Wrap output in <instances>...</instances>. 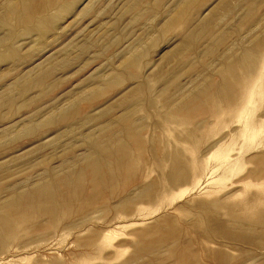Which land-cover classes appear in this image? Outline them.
Masks as SVG:
<instances>
[{
    "label": "rangeland",
    "instance_id": "rangeland-1",
    "mask_svg": "<svg viewBox=\"0 0 264 264\" xmlns=\"http://www.w3.org/2000/svg\"><path fill=\"white\" fill-rule=\"evenodd\" d=\"M26 1L27 0H0V93L2 95V96L0 95V187L2 185H6L8 183H11L13 180H16L18 178H22L23 176L26 177V175L33 174L34 171H32L30 169V167H31L30 164H35L36 161L53 158V161L51 162V164L55 165V164H57V162H59L63 158H70L71 159V157L65 156V151L62 150L63 147L56 148V145H54L51 142H46L43 144H41V143L44 141L45 136L50 135V137L53 136V138H54V137L60 135L61 133L66 132V129H65L66 126L65 125L71 124L74 122L73 121L70 123L68 121L55 122V120H54V121H52V123L49 126H41L31 133L16 135V131H18L19 128L24 123H26L27 119H29L31 116H33L39 120L48 119L50 116V112L54 107H57L59 105L64 104L65 102H67L68 99H70L72 97V95L75 93L74 91L77 89H80L81 86H86L85 84H87V85L89 84V87L97 88V93L93 97H90L89 101H84L85 103L84 102L82 103L84 106L86 104L85 108L83 107L82 109L86 110V113H89V115L90 114L96 115L102 107H108L110 105H114L120 101H123L124 98H126L127 95L131 92L137 93L138 97L142 96L145 93L143 96V97H146L145 99L143 97H140V99H141L140 102L142 103L143 99L145 100V102L143 100L141 107H139V109H137L136 116L141 117V123H142L143 128H144L143 132H144L145 137L147 138L149 147H151V149L153 150V149H155V146H156L159 149L158 150L159 153L153 152L154 150L152 151L148 147L147 150L149 149L150 154H146L147 159L145 161L144 160L141 161L142 166L143 167L145 166V167L143 168L141 166V164L139 166H141L143 168L142 170H144L143 179L145 180L147 177V179L144 181V183H150L151 181H154V180H155V182L156 181L159 182L160 180L161 181L159 183L156 182L158 187L156 188L157 191L156 192L154 191L156 193V197L152 200V202H149L151 199L150 200L145 199L147 203L144 202L145 200L143 201L144 203L142 201L138 202L136 205H137V207H139L140 210L139 209L138 210L140 211V213L138 212V210H137V212L135 211L136 213L134 212V215H133V213L129 212V215L130 214H132V215L130 217H129V215H126V217L128 219L132 218L133 220L136 219V221L137 220L141 221L139 219H141L142 218L141 216L143 215L144 216L143 218H146V220L142 218V220L145 221V223L142 225H138L140 227H137V226H135V227L137 229L141 228V230H144L143 228L148 229V228H150V225L153 226L156 223H158V220L156 219V217L157 218L160 217L159 219L161 220V218H162V220H163L164 218H167V216L169 217L171 214L170 218L173 217V220L174 219L177 220V221H174L175 223H177L178 220H179V222H181V224L179 222L177 223V225H179V228L182 226L180 229H182V228L185 229V230H182L181 239H182V237H184V236L186 237L189 234L193 235V236L192 235L189 236L191 238H189L187 236L186 238L184 237V239L186 241H191L190 243H193L191 245H193L195 247V249H197L195 244H197V247L199 248V245L202 247V245L204 246L206 244V241H207L205 248L203 247L205 250H211L213 248L215 250L221 249V250H224L225 253L228 252L227 254H230V256H232V254H233L234 255V256H232L233 258H236L237 256H239V252H240V254L242 253L241 254V256H242L245 252V249H242L243 246L240 245V243L237 242L232 237L222 236V237H219V238L216 237L213 239L210 237L211 238L210 239L209 237L207 238L204 236V233H203L204 230H207L210 228L216 229L215 230L216 232H217V230H220L219 226H218L219 228L217 229V221L214 220V221H209L210 223L209 222L207 223V221L205 222V220L203 221L199 218L196 220L197 217H195V215H193V213L191 211L190 212H187V211L190 210L189 208H192V207L195 208V206H197L200 203H204V205H205V202H206V204L210 203V200H212L211 198H213L212 201H218L219 202L220 200L221 201L223 200L224 202L222 201L223 202V203L221 202L222 204H224V203L227 204V207H228V205H232L233 207H236L235 208L236 210L233 207L231 208L230 206H229L230 208L229 207L225 208L224 206H209V208L211 209V211L215 215H217V214L220 215V216H217L218 219H220L222 221L223 220L226 221V223L224 221H223V223H225V227H227V228H228L227 225H229V231L231 232V234H233L235 232H239L240 230H242L241 232L246 233L247 236L249 235L248 237H252V236L256 235L258 230L262 231V229L264 227L263 224H261L260 221H258L259 215L256 211L249 209V208H248L249 209L248 210L246 207H245V209H246L245 210V209H243L244 207L242 205H240L243 207V208L241 207L240 209L245 210V211H243V213L248 210L247 212L249 214H247V216H246L247 212L243 214V213H240L242 211L240 209H238L240 198H241L240 203L242 201H246L247 199H250L251 195H250L249 191L253 192L251 194H254L256 191L260 192V191L264 190V181L263 180L258 181V180H254V179H247L244 182H239V183H237V185L232 187L233 183L235 181H237V179L242 177L243 174H245L249 169H252L253 166H254L253 168H256L257 163L254 164V162H252V161L248 162V157L250 159V157L253 156L252 155L253 153H255L254 154V156H255L256 153L260 154L264 151V143H260L258 145L255 144V143L259 142V140H257V139H256L257 142H255L256 140L253 142H250V141L248 142L241 136V131H240V130H242L241 128H243L245 126L243 124L245 121L247 122V124H252L253 126H256V127H260L261 125L264 124V71H263L264 68L260 71L258 69L260 66H262L261 61H259L257 63L256 70L254 69L255 74H257V75H256V79L253 82H254V84L256 83L255 88L258 89V92L256 91V94L253 96V102L248 105L244 114L243 113L239 114L237 112H231L230 113V112L226 111L225 108L228 106H227V101L224 98L225 100L222 99L220 101H217V103H215L216 104L215 106H218V109L220 111L217 113H214V117L212 116L213 115L212 109H210V110L205 109L208 107L209 104H206L207 106L204 104V105H202V107H203L202 109H205L204 110L205 112L203 110L202 111H203V113H206L208 111L206 114H208L209 117H207V115H205V114L203 116L202 111L201 112L199 111L197 113L194 112V114L197 115V118L195 115H192V118H190L191 122H189L190 119L186 120L187 123H186V121H183V120L181 121L182 117L180 115H178L179 119L178 120L176 119L177 121L174 122L175 119L171 118L172 113L170 112L171 114H169V112H167L166 107L164 105H162V102L164 101L163 100L164 96H162L163 94H160V92H161L160 88L163 86V83L165 81L164 80L165 75L164 76L160 75V73L163 74L161 72L160 68L161 67L165 68V65H170V67L173 66L172 62L165 63V59H163L164 53H170L171 50L173 51L174 49H176L178 47L177 46L178 43H181L184 40V36L182 34L183 31H180V30H184L182 25L185 24L184 21H186V18L188 16L187 17L185 16L181 21H175L174 23H172V25H168V18L173 12V11H171V8L174 6V4L177 0H160V2H158L157 4H156L157 0H151V3H152L151 5H153V4L156 5V6L152 7V10H147L146 7L148 6V3L146 1H141V3H140L141 5L140 4L139 5L142 9V12H141V15L139 17H135V11L134 10L125 9L126 4L128 2H130V0H57V2H59V3L55 4V6L58 4V6H56L55 8L53 5H52L53 7L48 5L52 2L49 3L48 2L49 0H45L47 2L48 9H49V11H48L49 16L47 15L49 17V19L46 16L47 21L46 20H40L41 21V22H39L40 25H39V23H37V25H39V26H36V25L34 26L35 27L34 29H36V30L33 29L34 24L29 23L30 26L32 25L31 27L29 26V24H27V20H29V22L31 21V23L33 21L30 20V18L27 19L25 17V15L27 13H29V10H28L29 8L32 7L30 10L33 9L34 5H32L33 3H31L30 1H29V3H24ZM232 1L233 2L230 1L228 3V5L230 6V8H233V9L237 8V10H238L240 8V6L237 5V1H235V0H232ZM18 2H19V4H18ZM88 2H89V13L84 14V15H77V13H76V15H75V12H78V10L81 9ZM217 2H218V0H201V1L196 0L195 1L196 5H194L195 3H193V6H196L197 8L191 6L190 7L191 11H189L190 12L189 14H192L193 12H199L196 9H198L200 5H201L200 6L201 8L199 9L200 10L199 13L205 14V12H206V14H208L207 10H208V12H210L211 8L214 7V5H216ZM8 3H10V4L8 5ZM197 3L198 4L200 3V5L197 6L198 5ZM41 6H42L41 3H37L38 8H41ZM7 8H9V9L5 11V9H7ZM13 8H15V11L13 10ZM17 8H19V9H17ZM71 8H73L74 11L71 10ZM20 9H22L21 10L22 12H19ZM24 9H27L28 11L27 10L25 11ZM8 11H9V13H8ZM10 11L13 14H10L11 13ZM71 11H73V12H71ZM263 11H264V5H262L260 8H258L257 14H255V16L250 17V19H247V22L245 21L246 19L245 20L241 19L240 15H238V14L233 15V16H229V17H223V18L221 17V19L219 21V27H221L222 30H230V31L228 32V35L225 39L226 42L224 41L222 46H220V48L218 49V53H220L222 51L223 46H225L227 43L235 42V45H234L235 49H239L240 47L241 48L244 47V45H242L240 43L239 38L244 36V34L247 32L248 27L250 25L249 22L251 20H254L256 18V16L258 17L260 14H262ZM24 12L25 13L27 12V13L25 14ZM18 13H19V16H15L16 18H14L13 15L14 14L18 15ZM20 13L24 16V18L22 17V15ZM224 13H225L224 9L219 10L220 16H223ZM9 14H10V16H8ZM50 17L52 18V20ZM240 19L242 21H240ZM42 21H43V23H42ZM48 21H49V23H48ZM188 21H190V18H188ZM45 22H47V23H45ZM179 22H181V23H179ZM41 23H42V25H41ZM247 25H248V27H247ZM28 27H29V30L33 29V32L31 30L29 31ZM49 28H50V31H49ZM239 30H240V32H239ZM237 37H238V39H237ZM180 39H181V42H180ZM207 40L208 39H204L203 41L205 42ZM245 40H248V38L246 37ZM68 43H70V46H69L70 50L65 55L63 46L65 44H68ZM204 45L205 44L199 45L197 47V49H204ZM132 49H134V50L139 49L138 52H140V53H139V56H138V59H137L135 65H131L129 67V66H126L125 64H123L122 61L124 59V56L127 55V57H128L131 53H133ZM141 52H143V53H141ZM12 54L17 55L19 59L17 58L16 59L17 61H15ZM51 54H52V56H51ZM3 55L4 56L6 55V56L4 57ZM2 56H3V58H1ZM44 57L45 58L51 57V59L48 60L49 63L51 62V64L49 65L48 62H47V64L49 65V67L53 66L52 74H50L47 77L45 76L44 80H43V83L46 84L45 91H42L40 89L39 85L37 86V84H35L33 86H28V87H21L20 85H15L16 84L15 81H18L20 79L19 77L27 70H35L36 69L34 71L35 76L37 78L41 77L42 73H43V69H40L42 66L41 61L43 62V59L45 60ZM61 58H66L68 60V64L61 62L60 61ZM12 59H14V61ZM221 63H222V60L218 57L216 59H212V60L206 59V64L203 65L202 63H200V64L196 65L197 70H195L194 73H199V79H202L205 76H208L210 74H212L214 77V76H216V74H214V72L221 65ZM35 64H37L38 67H36L37 65H35ZM37 68L39 69V72H37V70H38ZM157 73H159L158 76L156 75ZM194 73L192 71H190L188 73L184 72V74H181V76H179V81L181 83L188 84L189 82H191V77L193 76ZM40 74H41V76H39ZM135 74H137V78H136ZM77 81H80V82L78 83ZM187 81H189V82H187ZM138 82H139L138 85L140 86V88L136 87V85H134L135 83L137 84ZM142 83L143 84L146 83L145 85H147V86H144L142 88V86H143ZM9 84H11V85H9ZM132 85L135 87V89L137 88L139 91L137 89H136L137 90L136 91L134 89V87L132 88ZM2 87L5 88L4 90H8V89L10 90V91L8 90L9 95H10V102L4 103V104H1L2 103L1 101L5 98L4 97L5 94L2 93V91H1V90H3ZM157 88H159V89H157ZM132 89H134L135 91ZM157 91H160L158 93V95L155 94V93H157ZM138 92H140L142 95ZM147 94H148V96H147ZM7 95H8V93H7ZM151 95H152L151 99L154 98V102L150 104L148 102L153 101L150 99ZM162 97H163V99H162ZM147 99H148V102H146ZM149 99L151 101H149ZM90 101H92V102H90ZM221 101H223L225 104ZM222 103H223V105H222ZM87 104H89V106ZM224 105H226V106H224ZM220 106H222V107H220ZM222 108H224V110ZM118 109H120V110H118ZM121 111H122L121 108L116 106L114 108V111L111 114H107L104 116H98L96 118H90L89 117L90 118L89 129H93L96 125L106 122L107 120H109L111 118L113 113L117 114V113H120ZM200 114H201V116H200ZM227 114H228V116H227ZM229 115H230V117H229ZM203 117L204 118L207 117L206 120H208L207 121L208 123H205L203 127H201L200 129H197L196 131H192L193 128L190 131V129H191L190 127L191 126L194 127V125H192V121H193V123H196L199 119H204ZM170 118H171V120H170ZM172 119L174 121H172ZM91 121H94V122L92 123ZM59 123L61 125H59ZM183 124H185L186 126H184ZM8 126L10 127V129H8L9 133L7 134V133H5V130ZM187 126L189 127V129ZM187 130L190 132L188 133ZM191 132L194 135H192V134L190 135ZM78 136H79L78 133H72L70 137H66V138L67 139H74ZM187 136H189V137H187ZM5 137H7V138H5ZM183 137H185V138H183ZM66 141H67L66 139H63L62 143H65ZM231 141L233 142V144L231 143ZM226 142H227V144H226ZM261 142H264V137L262 138ZM214 145H216V146H214ZM227 145H228V147H227ZM79 146L75 149V152H77V153H81L82 151L85 150V146H83V145H79ZM223 146H224V148H223ZM219 147H220V150H222V151H226V150L230 149L231 152H233V154H231V155H232V158L238 159V162H237L238 168H236V171L234 173H232V174L228 173L229 177L227 179L222 178L221 180H216L217 179V172H219V170L213 172V169H214L213 167H215L216 166L215 164L218 163L220 154L212 155V153ZM252 147L253 148L255 147V148L252 149ZM173 149H175L176 151ZM147 150H146V153L147 152L149 153V151H147ZM174 151L177 153H179V151H180L181 154L179 153V155H180V157L182 156L181 158H183L181 160L183 162H187L186 165H187V169H189V174H188L186 180L185 179L182 180V183H181V180L178 179L180 182H177V180H176V182H177L176 184L175 183L171 184L170 180L168 182V180H166V177H165L166 175H164V174H167L168 171H170L167 169H171V163L169 165V163H167L168 160L165 161V158L163 157V155H165L168 152L174 153ZM234 152H235V154H234ZM156 154H158V155L156 156ZM249 154H250V156H249ZM259 154H257V155H259ZM152 155H153V159L151 157ZM155 157L156 158L159 157L158 158L159 160L158 159L155 160L156 163L154 162ZM149 158L151 160H153V162L150 161ZM245 160H247V161L245 162ZM147 161H149V163ZM142 162L144 163V165ZM145 162H147V164ZM152 163L156 166H153ZM259 164H264V162H261ZM42 165L39 168H42ZM211 166H213V167L211 168ZM141 167H139V168H141ZM156 169H158V170H156ZM208 169H209V172L207 171ZM166 170H167V172H164ZM203 173H204V175H203ZM164 177H165V179H164ZM184 181H186V182L183 183ZM228 183H229V185H228ZM172 185H174V186L171 187ZM159 186L161 187L160 190L158 189ZM217 186H218V188H217ZM126 187H127V185H126ZM164 187H166V188L168 187L167 192H163V190H165V189H163ZM188 188H189V190H192V191H189ZM191 188H193V189H191ZM235 188L236 189L240 188L239 191H236L238 193L234 194L232 196V198H231V196L226 197L227 195L231 194V192L233 191V189L235 190ZM205 190H206V193H205ZM207 190L209 192H207ZM116 191L118 192L121 190L117 189ZM202 192H204V193H202ZM157 193H159L158 196H157ZM225 194H227V195H225ZM246 194H248V195H246ZM214 195H217V196H214ZM234 196L237 198V199L235 198L236 201L233 198ZM173 197L175 199H173ZM202 197H204V198L202 199ZM242 197H244V199H246V200H244ZM229 198H230V200H229ZM215 199H217V200H215ZM232 201H234L236 204L233 203ZM191 202L193 205H190ZM168 203H170V204L172 203L171 207L168 206ZM230 203H233L235 206L233 204H230ZM162 204L164 206H162ZM186 204L188 205L189 208L187 207ZM208 205H210V204H208ZM166 206L169 208L166 209L165 208ZM179 206H180V209H178ZM184 206H186V208L189 210H187L186 208L182 209ZM141 207H142V209H141ZM157 207H159L158 210H160V209L163 210V208H164L165 211L164 210L158 211ZM174 208H176L177 210H175ZM227 209L231 210V212L229 210L227 211ZM166 210L169 213L170 212L171 213L169 214ZM250 210H252V211L249 212ZM94 211L96 213V216L98 217L97 218L98 221H97V219L96 220L94 219V220L96 221V223L97 222H100V223L95 224L94 220L91 222L89 221V223H88L89 227H88V224H87L88 221H85L80 228V230L82 232H80L76 228L75 229L72 228V230H71V228H68L66 223L70 218L69 215L62 216L57 225H55L51 229H48L50 234H48L46 236H43L40 238H31L29 235L27 236L28 233L21 231L22 232L21 235L23 234V236H22L23 239H24V235L26 238L24 241H22L23 239L21 240L22 242H20V244H19L20 246L14 244L11 247L14 250L17 246H19V250L17 249L16 251H14V253L16 254V256H14L15 258L13 257L14 260L17 262V259L19 258L17 254L20 255L19 260L22 259L21 261L17 262L18 264L23 263V262H24L23 264H48L50 262V260L54 259L53 257H55V259H56V256H57L56 254H59V257H62L63 259L65 258V260L66 259L68 260L69 256H70L68 251L75 249L77 247V245H79L76 242V238L78 236L76 237L74 234L77 233L76 235H78V234L82 233L81 235L83 236V238L87 237V233H88V236L92 233V231H90L93 228L92 226H95L94 228H96V229L99 228V231L101 230L100 231V235H101V232H103V230H105V229H103V227L105 226L104 228H106L105 224H107V223H108L107 225H109V223H110V225L107 226V228L114 229L116 232L122 233L119 237H117L116 239H114L112 241L113 242L112 244H114V243L117 244V241L119 242L120 240L125 241V239H126V241L128 239H131L133 242L134 239H136V237L134 235H129V231L132 232V230H129V228L131 229L133 226L129 225L130 222L128 223L127 222L128 220L126 221L127 218H124L125 217L124 213L127 214L126 212L118 213V214L113 213V214H116V217H118V218H116L112 213H110L108 215L111 216L110 217L111 219L109 218L107 213L101 212V213H103L102 219H104V220L99 221L100 220L99 218H101L102 214L96 212L98 210H94ZM236 211L240 215L243 214V216L241 215V218L244 217L243 218L244 220L242 219V221L241 220L239 221L240 215L237 214L238 216L236 217ZM253 211L258 216H256V215L252 216L251 214H255V213H252ZM161 212H162V214H161ZM163 212L164 213L166 212V214H163ZM227 212L228 213L230 212V214H233L234 216L229 215ZM95 213H92V214L95 215ZM138 213L141 216L138 215L139 218H136ZM155 213L158 214L159 216L155 215ZM189 213H190V215H189ZM97 214H99V215H97ZM122 214L124 217L122 216ZM135 214H136V216H135ZM153 215H155V216H153ZM160 215L161 216L163 215L164 217L163 216L161 217ZM165 215H166V217H165ZM191 215H192V217L190 218ZM248 215H250V216H248ZM254 216H255V218H254ZM40 217H39L40 219H46L45 216H40ZM114 217L118 221L120 220L119 222L122 221L121 223L124 227H126V226L127 227L123 228V226L121 224H120L121 226L117 227L116 223L118 221L116 219H114ZM121 217L123 219H121ZM220 217L223 219H221ZM107 218L111 221H108ZM225 218L228 220H226ZM193 219H195L197 222L200 221V224L199 223L197 224L195 221L192 222ZM235 219H236V221L234 223ZM254 219L255 220L257 219L258 222H256ZM105 220L107 223L104 222ZM114 220H116V221H114ZM124 220L128 224L123 222ZM189 220H190L191 224L194 223V225H190ZM230 220H232V221H230ZM112 221H114V222H112ZM147 221L150 223L152 222L153 225L152 224H146ZM182 221H183V223L187 224V226L184 227V225L182 224ZM185 221H187V222H185ZM214 222H215V225H214ZM249 222H251L252 225ZM254 222H256L255 225H253ZM93 223H94V225L91 226V224H93ZM101 223H103L104 226ZM243 223H245V225H243ZM247 223H249V224H247ZM209 224H211V226ZM85 225H87V226L85 227ZM195 225H196V227H195ZM197 225L200 228H198ZM247 225H249V226H247ZM90 226H91V229H90ZM112 226H114V227L112 228ZM191 226H192V228H190ZM246 226L248 228L250 226H255V229H251V227H250V229H249L250 231H249V230H247L248 228H246ZM261 226H263V227L261 228ZM61 227H62V229H61ZM135 227H133V228L136 229ZM188 227L190 229V233H189V231H187V230H189ZM201 227H203V228H201ZM63 228H64V230H63ZM82 228L84 230L87 228V230H85L87 232H85V231L83 232ZM94 228L92 230H94ZM233 228H235V229L239 228L238 229L239 231L235 230ZM252 228H254V227H252ZM119 229H121V230H119ZM123 229L124 230L126 229V230L124 231ZM134 229H133V231H134ZM199 229H201L202 231ZM214 229H213V231H214ZM193 230H194V232H193ZM196 230L198 233L196 232ZM89 231H90V233H89ZM123 231L125 234L123 233ZM127 231H128V233H127ZM183 231L185 232V234H183ZM186 231H187V233H186ZM251 231L256 232V233L253 234ZM53 232H55V233L57 232L60 235L58 236L57 233L54 235ZM62 232H63V234H62ZM64 232H65V234H64ZM201 232H202V234H201ZM241 232H239V233H241ZM194 233H195V235H194ZM51 234L53 235L52 236L53 238H50L51 240H48L47 238L51 237V236H49ZM196 234H198V235H196ZM235 234H238V233H235ZM67 235H68V237H66ZM81 235H79V237L82 238ZM202 236H203V238H202ZM44 237L47 239V240L45 239L47 241L46 244L44 243L45 240L42 242V239ZM59 237L62 239L60 240ZM195 237H197V238L195 239ZM199 237H201L202 240H204L202 242H204L205 244L202 243L201 240H200L201 244H198L199 242L197 243V241H199L198 239H201ZM55 238L56 239L58 238V239L56 240ZM119 238H120V240H119ZM32 239L35 241H33ZM64 239H65V241H64ZM184 239H182V240H184ZM58 240H59V242H57ZM131 240H128V241L131 242ZM32 241L34 244H32ZM215 241H217V242H215ZM225 241L227 242V244H225L226 243ZM231 241H233V242H231ZM35 242H36L37 249L35 248ZM48 242H51V243L48 244ZM60 242H63V244L65 242V245H63ZM67 242L71 243V244H68ZM208 242H210V243L212 242V244H210ZM213 242L215 244H213ZM219 242L221 245L219 244ZM21 243L22 244L25 243L26 245L22 246ZM42 244H44V245H42ZM208 244H210L209 247L211 249L208 247ZM230 244H232L231 245L232 247H229ZM66 245L71 247V249L69 247H67ZM216 245H218V246H216ZM43 246H45V247H43ZM60 246H62V249L65 248L67 253H65V249L62 250ZM193 246H191V249L194 250ZM221 246H222V248H221ZM23 247H24V249H23ZM42 247L45 250H43ZM57 247H59V248L57 249ZM206 247H208L209 249ZM219 247H220V249H219ZM38 248H39V250H38ZM49 248H51V249H49ZM53 248H55V250ZM67 248L69 250H67ZM78 248L80 249V247H78ZM78 248H76V249H78ZM227 248H231V249H227ZM238 248H240L239 252H238V250H236L237 253L235 250L233 251V249H238ZM260 248L257 249L259 252H261ZM21 249H22V251H20ZM31 249H33L35 251L32 250V252H31ZM214 249H213V251H214ZM263 249L264 248H262L261 250L264 251ZM23 250H24V252H23ZM25 250H26V252H25ZM120 250H122L120 254L114 255V256L110 257L109 259L103 258L101 260L100 258L99 259L96 258V260L98 259L97 261L99 263L95 260V258L91 259L92 257H89V261L88 260H85V261L78 260L74 264H93L95 262H97V264H101V261H102V264H107V263L113 264V262L116 260H119V262L125 261L126 259H128L126 257H130V255L132 253V247L128 246V245L122 246L120 248ZM241 250H243V252ZM19 251L21 254L19 253ZM27 251H29V252H27ZM37 252L38 253L40 252L39 253L40 256L39 255L37 256ZM105 252H108V250H106ZM234 253H236L238 255H236ZM60 254H62L63 256H60ZM68 254H69V256H68ZM1 256H3V254L0 255V257ZM49 256H51L52 259ZM41 257L43 259H45V261H47L49 258V260L47 261L48 263L45 261H42ZM141 258H139L140 262L138 260V262H137L138 264H143V263H146V261H148L147 257H143L144 259L142 258L144 262L141 261L142 260ZM63 259H62V261H63ZM121 259L122 260L124 259V260L122 261ZM39 260H41V261H39ZM67 260H66V262H67ZM68 261H70V260H68ZM172 261L173 260L171 259L170 262L172 263ZM141 262H143V263H141ZM168 262H169V260H168ZM17 263H15V264H17ZM114 264H118V261H116V263L114 262ZM158 264H163V262L158 263ZM164 264H165V262H164Z\"/></svg>",
    "mask_w": 264,
    "mask_h": 264
},
{
    "label": "bare ground",
    "instance_id": "bare-ground-1",
    "mask_svg": "<svg viewBox=\"0 0 264 264\" xmlns=\"http://www.w3.org/2000/svg\"><path fill=\"white\" fill-rule=\"evenodd\" d=\"M27 1L24 3H29V1H30L31 3H33L32 5H34L32 10H30L32 7L28 9L29 13L26 12L28 15L24 12L27 15V16L25 15V17L27 19L30 18V20L33 21L31 23V21L29 22V20L26 19L27 24H29V23L34 24L33 29L35 28L34 27L35 25L36 26L40 25V23H39V22H41L40 20H46L47 21L46 18L49 16L48 15L49 14L48 13V11H49L48 5L51 7L54 6V8H55L56 6H58V4L56 6H55V4L59 3V2H57V0H49L48 2L49 3L52 2V3H50L48 5H47V2L45 0H27ZM141 1H146L148 3V6L146 7L147 10H152V7L156 6L154 4L151 5L152 4L151 0H130V2H128L126 4L125 9L134 10L135 11V17H139L141 15V12H142V9L140 7ZM195 1L196 0H177L175 2L174 6L171 8V11H173V12L168 18V25H172V23H174L175 21H181L185 16L186 17L188 16L186 18V21H184L185 24L183 23L185 26L182 25L184 30H180V31H183L182 34L184 36V40L181 42V39H182L181 38L180 39L181 43H178V45H177L178 47L176 49H174L173 51L171 50L170 53H164L163 59H165V63L172 62L173 66L170 67V65H165V68H163V67L160 68L161 72L163 73V74L160 73V75H163V76L165 75L164 76L165 81L163 83V86L160 88L161 92L157 91V93H155L156 92L155 91L154 93L157 95L159 92H160V94H163L162 96H164V99H163V97H162V99L164 101L163 102L161 101L162 105H164L166 107L167 112H169V114L172 113V116L171 115L170 116H171V118L175 119V121L172 119V121H174V122H176L179 119L178 115H180L182 117L181 121L182 120L186 121V120H189L190 118H192V115H195L194 112L195 113H197L199 111L201 112L202 110L204 111L205 109H207V110L212 109V112H213L212 116L214 117V113H217L220 111L218 109V106H215L216 105L215 103H217V101H220L224 98L226 99L227 106H228L225 108L226 111H228L230 113L231 112H237L239 114H242V113L244 114L248 105L253 102V96L256 94V91L258 92V89L255 88L256 83L254 84V82H253L256 79V75H257V74H255L257 63L259 61H261L262 66H260L258 68L259 71L264 68V37H263L264 36V11H263V13L261 12L262 14H260L258 17L256 16V18L254 20H251L252 21V22L250 21L251 23L249 22L250 25H249V27L247 25V27H248L247 32L244 34V36L239 38L240 43L242 45H244V47H242V48L240 47L241 49L240 48L235 49V47H234L235 42H232V43H227L225 46H223L222 51L220 53H218V49L220 48V46H222V44L224 43V41L228 35V32L230 31V30H222V28L219 27V21H220L221 17L222 18L223 17H229V16H233V15L238 14V15H240L241 19H243V20L246 19L245 21L247 22V19H250V17L255 16V14H257V12H258V8H260L262 5H264V0H235V1H237V5L240 6V8L238 10H237V8L236 9L230 8V6L228 5V3L230 1L233 2L232 0H218L216 5H214V7L211 8L210 12H208V10H207L208 14H206V12H205V14L199 13L200 12L199 9L201 8L200 7L201 5H200V3L199 4L197 3L198 4L197 6L200 5L199 8L196 9L199 12H193L192 14H189L190 13L189 11H191L190 7L193 6V3H195ZM198 1H201V0H198ZM19 2H18V4H19ZM158 2H160V0H157L156 4ZM37 3L42 4L41 8L37 7ZM9 4L10 3H8V5ZM194 5H196V3ZM193 7H196V6H193ZM9 8L5 9V11L8 10ZM17 9H19V8H17ZM220 9L225 10V13L223 14V16H220V14H219ZM13 10L15 11V8H13ZM21 10L22 9H20L19 12H22ZM24 10L26 11L27 9H24ZM71 10H73V8H71ZM73 11H71V12H73ZM8 13H9V11H8ZM76 13H77V15H84V14L89 13V2L86 5H84L81 9H79L78 12H75V15H76ZM10 14H13V13L11 12ZM10 14L8 16H10ZM13 16H14V18H16L15 16H19V13H18V15L14 14ZM22 17L24 18L23 15H22ZM188 18H190V21H188ZM48 19H49V17H48ZM241 19H240V21H242ZM51 20H52V18H51ZM37 23H39V25H37ZM42 23H43V21H42ZM42 23H41V25H42ZM45 23H47V22H45ZM48 23H49V21H48ZM179 23H181V22H179ZM30 24H29V26H30ZM50 28H49V31H50ZM33 29H30V30L33 32ZM28 30H29V27H28ZM34 30H36V29H34ZM239 32H240V30H239ZM238 37H237V39H238ZM246 37L248 38V40H245ZM204 39H208V40L204 42L203 41ZM201 44H205L204 49H197V47ZM69 46H70V43L65 44L63 46L65 55L70 50ZM132 51H133V53H131L128 57H127V55L124 56V59L122 61L123 64H125L126 66H129V67L131 65H135V63L138 59L139 53H140V52H138L139 49H136V50L132 49ZM141 53H143V52H141ZM3 56L1 58H3ZM12 56L14 57L15 61H17L16 59L18 58V56L14 55V54H12ZM51 56H52V54H51ZM217 57L222 60L221 65L214 72V74H216L217 77L216 76L213 77V75L210 74L208 76H205L202 79H199V73H194V71L197 70L196 65H198L200 63H202L204 65V64H206V59L212 60V59H216ZM14 59H12V60L14 61ZM49 59H51V57L45 58V60L43 59V62L41 61L42 66L40 69H43L42 76H41V74L39 75L41 77L37 78L35 76L34 71L36 69L35 70H27L19 77L20 79L18 78L19 79L18 81H15V83H16L15 85H20L21 87H28V86H33V85L37 84V86L39 85V87L42 91H45L46 84L43 83L44 77L49 76L50 74H52V71H53V66L49 67V65L51 64V62L49 63V61H48ZM60 61L64 62L65 64H68V60L66 58H61ZM47 62L49 65L47 64ZM35 65H37V64H35ZM36 67H38V65ZM190 71H192L194 73L193 76L191 77V82L187 81V82H189L188 84L181 83L179 81V76H181V74H184V72L188 73ZM263 71H264V69H263ZM37 72H39V69L37 70ZM158 74L159 73H157L156 75L158 76ZM135 76L137 78V74H135ZM77 82L79 83L80 81H77ZM139 82L137 84L135 83L134 85H136V87L140 88V86L138 85ZM145 84L146 83L143 84L142 88L144 86H147ZM9 85H11V84H9ZM85 85L86 86H81L80 89L75 90L74 91L75 93L72 95V97L70 99H68L67 102H65L64 104L59 105L57 107H54L51 110L50 116L48 119L39 120V119L31 116L29 119H27V122L24 123L19 128L18 131H16V135L31 133L41 126H49L52 123V121H54V120H55V122H61V121H63V122L68 121L69 123L72 121L74 122V123L65 125L66 126V128H65L66 132H63L54 138H53V136L50 137V135L45 136L44 141L41 143V144H43L46 142H51L54 145H56V148L63 147L62 150L65 151V156L71 157V159L70 158H63L59 162H57V164H55V165L51 164V162L53 161V158L36 161L35 164H30V166H31L30 169L32 171H34L33 174L26 175V177L23 176L22 178H18L16 180H13L11 183H8L6 185H2L0 187V253H1L0 255L3 254V256L0 257V264H15V263L22 260V259L19 260L20 259L19 254H17L19 257L17 259V262L14 260V258H15L14 256H16L14 251H16L17 249L19 250L20 242L24 241L26 238L24 235V239H23V237H22L23 234L21 235V233H22L21 231L28 233L27 236L29 235L31 238H40V237H43V236L50 234L48 229H51L52 227L57 225L62 216L69 215L70 218L66 223L68 228H71V230H72V228H74V229L76 228L77 230L82 232L80 230V228L85 221H88L87 222V224H88L89 221L91 222L94 219L96 220L98 218L96 216V213L94 210H98V211H96L98 213L105 212V213H107V215L110 213L118 214V213L126 212L127 214L124 213L125 217L123 216V214H122V216L124 218H127L126 215H129V212L133 213V215H134L135 211L137 212L139 207H137L136 204L138 202H141V201L143 202L145 199H147V200L151 199L149 202H152V200L156 197L155 192L157 191L156 188L158 187L156 182H158V181L155 182V180L153 179L154 181H151L150 183H144V181L147 179V177L145 180L143 179L144 170H142V169L145 166L143 167L141 164V161H143V160L145 161L147 159L146 154H150L149 149L147 150L149 145H148L147 138L145 137L144 132H143L144 128H143V125L141 123V117L136 116L137 109H139V107H141L143 100L146 98V97H143L145 93L142 95L140 92H138L142 95L140 97L144 98V99L142 98L143 99L142 103L140 102L141 99H140V97L137 96V93L131 92L127 95L126 98H124L123 101H120L117 104L110 105L108 107H102L96 115L95 114L89 115V113H86V110L82 109L83 107L85 108V106H86V104L84 106L82 103L84 101H89V98L93 97L97 93V88L89 87V84L88 85L85 84ZM133 87L134 86L132 85V88ZM2 88H3V90H1V91H2V93L5 94V96H4L5 98L1 101L2 102L1 104L8 103V102H10V95H9L10 90L8 89L9 90L8 91V90H4L5 89L4 87H2ZM134 89H135V87H134ZM134 89H132V90H134ZM157 89H159V88H157ZM7 93H8V95H7ZM0 95H1V93H0ZM147 96H148V94H147ZM151 98H152V95H151L150 99ZM150 99H149V101H151V100H153V101L148 102V99H147L146 102L151 104L154 102V98L151 100ZM90 102H92V101H90ZM144 102H145V100H144ZM221 102H223V101H221ZM223 103H222V105H223ZM204 104L205 105L209 104V105L207 108L202 109L203 108L202 105H204ZM87 105L89 106V104H87ZM116 106L121 108L122 111L120 113H117V114L113 113V115L111 116V118L109 120H107L104 123H100V124L96 125L93 129H89L90 118H96L98 116H104L107 114H111L114 111V108ZM224 106H226V105H224ZM220 107H222V106H220ZM222 109L224 110V108H222ZM118 110H120V109H118ZM203 111H202V113H203ZM206 113H203V116L205 114V115H207V117H209L208 114H206ZM195 116L197 118V115H195ZM200 116H201V114H200ZM227 116H228V114H227ZM229 117H230V115H229ZM171 118H170V120H171ZM206 118L199 119L196 123H193V121H192V125H194V127H192L190 125L191 126L190 131L192 130V128H193L192 131H196L197 129H200L201 127H203L205 123H208L207 122L208 120H206ZM91 122L93 123L94 121H91ZM189 122H191V119L189 120ZM186 123H187V121H186ZM185 124H183V125L186 126ZM243 124L245 126L243 128H241L242 130H240V131H241V136L246 141L253 142L257 139V140H259V142L255 143V144L258 145L260 143H264V142H261L262 138L264 137V124L261 125L260 127L253 126L252 124H247L246 121ZM59 125H61V124L59 123ZM8 129H10L9 126L5 130V133H7V134L9 133ZM188 129H189V127H188ZM190 131L187 130L188 133ZM72 133H78L79 136L74 138V139H67L66 137H70ZM191 134H192V132L190 133V135ZM192 135H194V134H192ZM187 137H189V136H187ZM5 138H7V137H5ZM183 138H185V137H183ZM63 139H66L67 141L65 143H62ZM257 140L255 142H257ZM231 143L233 144L232 141H231ZM226 144H227V142H226ZM79 145L85 146V150L82 151L81 153L75 152V149ZM214 146H216V145H214ZM227 147H228V145H227ZM149 148H150V150H152L151 147H149ZM223 148H224V146H223ZM254 148L252 147V149H254ZM146 150L149 151V153L148 152L146 153ZM153 150H152L153 152L159 153L158 152L159 149L156 146H155V149H153ZM173 150H175V149H173ZM175 151H174V153L168 152V153H166L167 155L166 154L163 155V157L165 158V161L168 160L167 163H169V165L171 163V169H167L170 171H168L167 174L163 173L164 175H166L165 176L166 180H168V182L170 180L171 184L172 183L176 184L177 182H180L179 180H181V183H182V180H184V179L186 180L187 176L189 174V169H187V165H186L187 162H183L181 160L183 158H181L182 156L180 157V155H179L180 151H179V153H177ZM218 154H220L219 161L217 164H215L216 165L215 167L211 166V168L212 167L214 168L213 172L219 170V172H217V179L216 180H221L222 178L227 179L229 177L228 173L232 174L236 171V168H238L237 167L238 159L232 158L231 154H233V152H231L230 149H228L226 151H222V150H220V147H219L212 153V155H218ZM234 154H235V152H234ZM254 154L255 153L252 154L253 156L250 157V159L248 157V162L252 161V162H254V164L257 163L256 168H253L254 167L253 166L252 169H249L245 174H243L242 177H240L239 179L236 178L237 181H235L233 183L232 187L237 185V183H239V182H244L247 179H254V180H258V181L263 180L264 181V164H259L261 162H264V151L262 153H260L261 155L259 153H256V155L254 156ZM257 154H259L260 156ZM153 155L151 156L152 159H153ZM157 155L158 154H156V156ZM249 156H250V154H249ZM155 158H154V162L159 157H157L156 159ZM150 161L153 162V160H151V159H150ZM246 161L247 160H245V162ZM147 162L149 163V161H147ZM147 162H145V163L147 164ZM140 164L143 168L141 166H139ZM41 165H42V168H39V167H41ZM143 165H144V163H143ZM153 166H156V165L153 164ZM139 167H141V168H139ZM209 169L207 170L208 172H209ZM156 170H158V169H156ZM167 170L164 172H167ZM203 175H204V173H203ZM165 177H164V179H165ZM176 180H177V182H176ZM185 182L186 181H184L183 183H185ZM126 185H127V187H126ZM228 185H229V183H228ZM173 186L174 185H172L171 187H173ZM167 188L164 187L163 189H165V190H163V192H167L168 191ZM217 188H218V186H217ZM117 189H120L121 191L117 192L116 191ZM158 189L160 190L161 187L159 186ZM191 189H193V188H191ZM239 189H236V188H235V190L233 189L232 192L230 191L231 194H229V195L225 194V195H227L226 197L231 196V198H232V196L234 194L238 193L236 191H239ZM188 190H189V188H188ZM189 191H192V190H189ZM207 192H209V191L207 190ZM249 192L251 195L250 199L246 200V199H244V197H242L246 201H242L243 200L242 199L241 200L242 202L240 203V199H241L240 198L239 199V205H238L239 208L238 207L237 208L240 209L243 206L244 207V208L242 207L243 209H245V207H246L247 209L249 208V209L256 211L259 216L256 215V213L254 211L252 213H255V214H251V213L250 214L252 216L253 215L258 216L259 217L258 221H260V223L263 224V226H264V190H262L260 192L256 191L254 194H251V193H253L251 191H249ZM202 193H204V192H202ZM205 193H206V190H205ZM158 195H159V193H157V196ZM246 195H248V194H246ZM214 196H217V195H214ZM203 198L204 197H202V199ZM233 198L235 199L236 197L234 196ZM173 199H175V198L173 197ZM211 199L213 200V198H211ZM236 199H235V201H236ZM212 200H210V203H207V204L205 202V205H204V203H200L197 206L194 205L195 208L192 207L193 209L189 208L188 205L186 204L190 210L187 209L186 206H184L182 209L186 208L187 210H189L187 212L191 211L193 213V215H195V217H197L196 220L199 218L203 221L205 220V222L207 221V223L209 221H214V220L217 221V229L220 227L219 228L220 230H217V232H216L215 231L216 229H214V228H213L214 231L211 228L207 229V230L203 229L204 230L203 231L204 236L207 238L211 237L212 239L216 238V237L219 238L222 236L232 237L237 242H239L240 245L243 246L242 249H245V252L242 256H241L242 253L240 254V252H239L240 248L233 249V251L238 250V252H239V256H237L238 258L237 257L233 258L232 257V256H234L233 254H232V256H230V254H227L228 252L225 253L224 250L220 249V247H219L220 250H218V249L215 250L213 248L214 249V251H213V249H211L209 247L210 244H212V242L211 243L208 242V243H210V244H208V247L211 250H205L204 248H205V245L207 244V241L205 240L206 244L204 242H202V241H204V240H202L203 236H202V238L199 237L201 239H198L199 241H197V243L199 242L198 244H201L200 243V240H201V242L204 243L205 245L204 246L202 245V247L199 245V248H198L197 244H195V246L197 248V249H195V247L193 245H191V244H193V243H190L191 241H186L184 239L185 236L182 237V239H184V240L181 239L182 230H185V229L184 228L180 229L182 226L179 228V225H177L179 220L177 223H175L174 221H177V220H175V219L173 220V217L170 218L171 212L169 213L167 210L166 211L170 214L169 217L167 216V218H164L163 220H162V218L160 220L159 219L160 217L159 218L156 217V219L158 220V223H156L155 225H153L152 222L150 223L147 221L146 224H152L153 226L150 225V228H148V229L143 228L144 230H141V228L137 229L135 226L140 227L138 225H142L145 223V221L142 220V218L144 216L143 215L141 216L139 214L140 213V211H139L140 209H139L138 210L139 213L137 214V216L140 215L142 217L141 219H139L141 221H138V220L136 221V219L133 220L132 218L126 219V221L128 220L127 221L128 223L130 222V224H129L130 226H133L136 228V229H134L132 227L134 229V231L132 228L131 229L129 228V230H132V232L129 231V235H134L136 237V239H134L133 242L131 239H128V240H131V242H130L128 240L126 241V239H125V241H121L119 238L120 241L119 242L117 241V244L116 243L112 244L113 243L112 241L114 239H116L117 237H119L122 233L116 232L114 229L107 228V226H109L110 223H109V225H107L108 223L105 220L104 222L107 223V224H105L106 228H104L105 226L103 225V223H101L104 226V227L102 226L103 229H105V230H103V232H101V235H100L101 230L99 231V228L96 229V228H94L95 226H92V225H94V223L91 224V226L94 228V230H92L93 228L91 229V226H90V229H91L90 231H92V233L89 236L87 233V237L83 238V236L81 235L82 233H80L78 235H76L77 233L76 234L73 233L76 237L78 236L76 238V242L80 246L77 245L76 248L80 247V249L75 248V249L70 251L67 248V250H69L68 252L70 254V256L68 254V256H69L68 260H70V261H68L66 259L67 260V262H66L65 258L63 259L62 257H59V254H56L58 257L56 256V259H55V257H53L54 259L50 260L49 263L47 262L49 260V258L47 261H45V259H43L42 257H41V259H42V261H45L48 264H74L78 260H81V261L88 260L89 261V257H92L91 259L95 258V260H96V258H98V259L100 258L101 260L103 258L109 259L110 257H112L114 255L120 254L122 251V250H120V248L122 246L128 245V246L132 247V253H131V255L129 254L130 257H126L128 259H126L125 261H123L124 259L123 260L121 259L123 262H119V260H116V261H118V264H138L137 262H138L139 258H141V257L142 258L147 257V259H148V261H146V263H143L144 258L143 259L141 258L142 259L141 261H143L141 263H143V264H158L161 262H163V264H164V262H165V264H264V251L261 250L262 248H264V230H263L264 227L261 226V228L263 227L262 231L258 230L259 232L257 231V233L251 231L253 234L256 233V235H254L252 237H248L249 235L247 236L246 233L241 232L242 230L239 231L238 230L239 228L235 229L236 228L235 226H234L235 228H233V229L238 230L241 233L235 232V233H238V234H235V233H233L234 232L233 231L232 232L233 234H231V232L229 231V225L226 224L228 226V228L225 227L226 221L223 220L225 222V223H223V221L218 219V217H217L220 215H218V214L215 215L211 211V209L209 208V206H224L226 208L227 204H225V203L222 204L224 202L223 200H222L223 202L221 200L219 202L218 201H212ZM215 200H217V199H215ZM229 200H230V198H229ZM144 202L147 203L146 200ZM232 202L235 203L234 201H232ZM233 203H230V204H233ZM169 204L170 203H168V206L171 207V204L170 205ZM208 204H210V205H208ZM190 205H193L192 202ZM240 205H242V206H240ZM162 206H164V205L162 204ZM229 206L231 208L233 207L232 205H228V207ZM159 207H157V210ZM169 207L166 206L165 208L168 209ZM233 208L235 209L236 207H233ZM141 209H142V207H141ZM174 209L177 210L176 208H174ZM178 209H180V206ZM160 210H162V209H160ZM160 210H158V211H160ZM163 210H164V208H163ZM228 210L229 209H227V211ZM240 210L242 211L240 213H243V211H245L246 209L245 210L240 209ZM252 210H250L249 212H251ZM229 211L231 212V210H229ZM230 212L229 213L227 212V213L229 215H233V214H230ZM246 212H244V213H246ZM92 213H95V215H93ZM101 214L102 215H101V218H99L100 219L99 221L104 220V219H102L103 213H101ZM116 214H113V215L116 217ZM161 214H162V212H161ZM163 214H166V212L165 213L163 212ZM237 214L238 213L236 211V217L238 215H240V214H238V215ZM243 214H241V215L243 216ZM247 214H249V213L247 212L246 216H247ZM97 215H99V214H97ZM131 215L132 214H130L129 217ZM155 215L159 216L156 213H155ZM155 215H153V216H155ZM189 215H190V213H189ZM241 215H240V218H241ZM40 216H45L46 219H40L41 218ZM135 216H136V214H135ZM137 216H136V218H139V216L138 217ZM248 216H250V215H248ZM110 217L111 216H109V218ZM115 217H114V219L118 218V217H116V218ZM165 217H166V215H165ZM191 217H192V215L190 216V218ZM240 218H239V221L240 220L242 221V219L244 217L241 219ZM254 218H255V216H254ZM121 219H123V218L121 217ZM143 219L146 220V218H143ZM221 219H223V218H221ZM116 220H114V221H116ZM196 220L193 219L192 222L195 221L197 224L198 223L200 224V221L198 220L199 222H197ZM226 220H228V219H226ZM232 220H230V221H232ZM97 221H98V219H97ZM108 221H111V220L108 219ZM114 221H112V222H114ZM119 221L116 223L117 227L122 225V223H121L122 221L121 222H119ZM235 221H236V219L234 220V223H235ZM255 221L258 222L257 219ZM123 222H125V220ZM185 222H187V221H185ZM256 222H254L253 225H255ZM97 223L99 224L100 222H97ZM97 223L95 221V224H97ZM128 223H126V224H128ZM179 223L181 224V222H179ZM189 223H190V225H194V223L191 224L190 220H189ZM249 223L251 224V222H249ZM249 223H247V224H249ZM182 224L184 225V227L187 226V224L183 223V221H182ZM209 225L211 226V224H209ZM214 225H215V222H214ZM243 225H245V223H243ZM86 226L87 225H85V227ZM247 226H249V225H247ZM247 226H246V228H248ZM88 227H89V224H88ZM113 227L114 226H112V228ZM126 227L123 226V228H126ZM195 227H196V225H195ZM250 227H251V229H255V226H250ZM250 227L247 230H249ZM252 227H254V228H252ZM190 228H192V226ZM198 228H200V227L198 226ZM201 228H203V227H201ZM61 229H62V227H61ZM188 229H189V227H188ZM63 230H64V228H63ZM85 230H87V228ZM85 230L83 229V232ZM119 230H121V229H119ZM199 230H201V229H199ZM90 231H89V233H90ZM124 231H123V233H124ZM187 231H189V233H190V229ZM187 231H186V233H187ZM85 232H87V231H85ZM193 232H194V230H193ZM196 232H197V230H196ZM56 233L53 232L54 235ZM127 233H128V231H127ZM195 233H194V235H195ZM62 234H63V232H62ZM64 234H65V232H64ZM183 234H185L184 231H183ZM201 234H202V232H201ZM59 235L60 234H58V236ZM79 235H81L82 238L79 237ZM191 235L192 234H189L187 236L189 237ZM196 235H198V234H196ZM49 236H51V237H49L47 239L51 240L50 238H53L52 237L53 235L51 234ZM66 237H68V235ZM197 237H195V239ZM189 238H191V237H189ZM45 239L46 238L44 237L42 239V242ZM61 239L62 238H60V240ZM46 240L44 241L45 244L47 242ZM33 241H35V240H33ZM33 241H32V244H34ZM64 241H65V239H64ZM57 242H59V240ZM215 242H217V241H215ZM231 242H233V241H231ZM49 243H51V242H48V244ZM60 243L63 244V242H60ZM14 244L19 245V246H17L18 248L15 246L16 248L14 247L15 249L13 250L11 247ZM68 244H71V243H68ZM213 244H215V243L213 242ZM219 244H220V242H219ZM225 244H227V242ZM23 245H26V244L24 243V244H22V246ZM42 245H44V244H42ZM63 245H65V242ZM231 245L232 244H230L229 247H232ZM191 246L194 247V250L191 249ZM216 246H218V245H216ZM43 247H45V246H43ZM43 247H42V249H43ZM60 247L62 249V246H60ZM67 247H69V246H67ZM208 247H206V248H208ZM35 248L37 249L36 242H35ZM39 248H38V250H39ZM51 248H49V249H51ZM58 248L59 247H57V249ZM69 248L71 249V247H69ZM221 248H222V246H221ZM259 248H260L261 252H259L257 250ZM23 249H24V247H23ZM33 249H31V252ZM53 249L55 250V248H53ZM64 249L65 248H63L62 250H64ZM227 249H231V248H227ZM26 250H25V252H26ZM43 250H45V249H43ZM106 250H108V252H105ZM20 251H22V249ZM20 251H19V253H20ZM33 251H35V250H33ZM241 251L243 252V250H241ZM23 252H24V250H23ZM27 252H29V251H27ZM39 253L37 252V256L38 255L40 256ZM65 253H67L66 249H65ZM236 253H237V251H236ZM236 253H234V254H236ZM236 255H238V254H236ZM60 256H63V255L60 254ZM49 257H51V256H49ZM51 259H52V257H51ZM62 259H63V261H62ZM171 259L173 260L172 263L170 262ZM168 260H169V262H168ZM39 261H41V260H39ZM116 261H114V262L116 263ZM97 262H95L93 264H97ZM114 262H113V264H114ZM139 262H140V260H139ZM23 263H20V264H23ZM101 264H102V261H101Z\"/></svg>",
    "mask_w": 264,
    "mask_h": 264
}]
</instances>
